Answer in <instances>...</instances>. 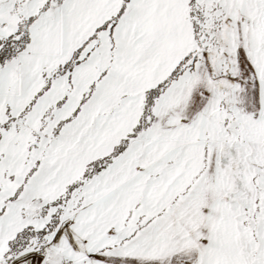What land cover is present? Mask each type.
<instances>
[{
    "label": "snow or ice",
    "instance_id": "obj_1",
    "mask_svg": "<svg viewBox=\"0 0 264 264\" xmlns=\"http://www.w3.org/2000/svg\"><path fill=\"white\" fill-rule=\"evenodd\" d=\"M0 264H264V0H0Z\"/></svg>",
    "mask_w": 264,
    "mask_h": 264
}]
</instances>
